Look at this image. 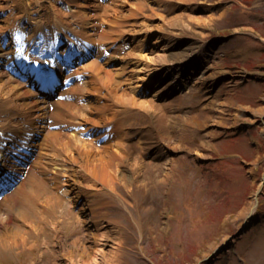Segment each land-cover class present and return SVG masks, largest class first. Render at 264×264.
<instances>
[{"label":"rangeland","instance_id":"obj_1","mask_svg":"<svg viewBox=\"0 0 264 264\" xmlns=\"http://www.w3.org/2000/svg\"><path fill=\"white\" fill-rule=\"evenodd\" d=\"M35 1L29 0L30 8ZM141 2L144 9L124 21L140 23L151 18L148 24L155 27L158 14L174 17L183 12L190 27H169L170 32L198 41V46L222 38L221 49L211 60V67L222 71L213 88L219 106L209 104L210 85H188L175 102L177 115L186 116L189 123L181 130L182 148L170 155L176 160L170 175L165 178L160 169L131 188L117 183L116 190L102 191L112 202L98 204L99 215L119 217L122 234L117 255L106 264H264V0ZM109 17L105 16L106 24ZM159 34H150L149 45ZM234 72L258 77L237 81ZM107 89L101 86L98 96L105 98L98 101L93 96V102L106 104L107 116L116 112V122L130 137L146 134L159 142L160 125L153 111L132 104L114 106ZM143 146L137 148L141 156L149 152ZM246 206L251 209L244 217L240 213ZM58 207L61 220L49 235L50 228L44 230L39 247H29V240L21 252L3 251L0 264H60L59 249L72 238L88 245V227L64 202ZM236 235L235 241L227 242ZM22 252L26 257H21ZM204 258L208 260L201 262Z\"/></svg>","mask_w":264,"mask_h":264},{"label":"bare ground","instance_id":"obj_2","mask_svg":"<svg viewBox=\"0 0 264 264\" xmlns=\"http://www.w3.org/2000/svg\"><path fill=\"white\" fill-rule=\"evenodd\" d=\"M152 1L158 3L159 0ZM179 1L183 4L191 0ZM132 2H135L134 6L130 4ZM3 7L5 5L0 4V8ZM98 9L104 17L110 16L106 21L107 27L100 33L101 41H115L123 35H128L132 36L134 40L137 39L138 43L128 53L120 57L125 62L121 67L117 66L107 70L102 63L94 60L84 65V69L90 71L91 77L83 84L82 88L87 89L88 93L92 95H99L100 87H106L108 88L106 96L114 102V106L119 103L132 104V106H140L149 110L148 112L153 111L152 117L156 121L159 120L160 126L157 131L160 141H152L149 136L144 134L134 144L116 140L95 151L87 148L86 144L75 143L72 152L67 149V146L73 145V136L76 137V140L84 143H88V141H83L75 134L63 131L64 129L56 128L48 130L38 140V149L33 157L36 168L40 169V172L49 170L53 172V175H58L56 162L61 160L67 164L64 176L67 177L66 183L69 191L77 197L76 200L84 196L86 202L81 206V209L84 212L90 210V213L86 214L84 218L86 226L88 224V245L81 242L79 238H74L71 242L63 245L59 249L60 264H106L109 259L114 258L118 253L117 248H120L118 245L121 244V219L112 215L106 218L99 215L101 213H99L100 208H97V205L102 207L112 202L102 195V191L104 189L116 190L117 183H123L126 187L131 188L140 179H144L148 174L160 169H164V176L167 178L174 169L176 160L168 153L171 150L175 152L176 149L182 148L181 130L189 123V120L186 116L177 115L179 107L175 102H179V99L165 102L170 86L175 85V88H180L185 84L184 80L174 75L173 71L175 70L171 71L170 69H175L179 62H181L179 64L187 63V68H178L175 72H182L183 77L190 78L199 88H203L210 78L217 77L222 72L217 67L210 66L208 69L209 62L207 60L211 59L214 54L212 51L214 44L206 45L205 49V46H198L200 45L198 41H191L188 37L182 38L168 30L169 27H190L183 12L174 17L158 14V24L151 27L148 24L151 18L140 23L124 21V18L135 17L138 11L144 9L141 0L131 2L112 0L106 5L98 6ZM52 15L62 20L64 14L53 10ZM4 21L5 23L0 25V29L6 27L8 18ZM152 32L160 34L149 45L146 42ZM191 57L199 59L200 64L187 60ZM113 58H117V55L110 60ZM173 75L180 78L174 84L170 82L174 81ZM5 76L8 75L1 71L0 104L5 108L3 112L11 110L12 115L10 118H0V128L16 127L19 130L25 122L35 123L37 120L45 119L48 106L44 100H28V97L33 95L32 92L24 88L22 84L14 83L9 78L10 76ZM122 76L126 77L121 79ZM167 76H171V80L156 89L154 94L144 98L136 96L138 89L147 86L150 82L153 83L150 80L152 77L160 80ZM123 85L125 87L119 92ZM165 96L167 97L165 98ZM159 99L164 102H157ZM177 104L179 106L180 103ZM209 104L212 107L219 106L215 96L212 97ZM84 107L77 102H57L55 110L52 112L54 119L52 124L68 120L74 121L78 117L80 119L78 123L92 121V124L104 126L117 118L116 112H112V115L106 117L105 112L108 109L106 104L95 106L92 103L89 107ZM85 109H88L87 113ZM96 115H98L97 118ZM16 116L22 119V125L19 120H13V117ZM101 118L104 121H101ZM213 120L220 122L217 118H213ZM41 125L44 127L42 122ZM117 128L119 130V127ZM141 143L144 144L142 149L146 147L158 150L160 154L155 155L156 157L152 156L149 160L143 159V155L141 156L137 151ZM167 148L168 150H166ZM193 149L195 153L202 156L197 149ZM262 179L264 180V177ZM57 193L48 180L44 177L41 178L31 168L25 179L5 194L0 200V253L9 250L19 251V249L21 252L29 240L32 243L29 247H39L42 244L46 225L53 231L61 220L58 205L62 198ZM254 204L255 197L251 206ZM251 206L244 207L240 215L244 217L248 215ZM26 255V252L21 253V257H26Z\"/></svg>","mask_w":264,"mask_h":264}]
</instances>
